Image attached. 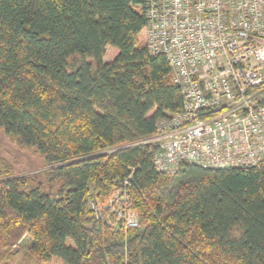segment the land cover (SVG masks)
Returning a JSON list of instances; mask_svg holds the SVG:
<instances>
[{"label": "trees", "instance_id": "trees-1", "mask_svg": "<svg viewBox=\"0 0 264 264\" xmlns=\"http://www.w3.org/2000/svg\"><path fill=\"white\" fill-rule=\"evenodd\" d=\"M143 3L0 0V127L49 166L44 181L17 177L0 158V240L29 237L42 263L264 264V159L171 176L153 166L147 139L182 94L140 41ZM129 176L139 226L125 230L104 207ZM13 256L0 247V264Z\"/></svg>", "mask_w": 264, "mask_h": 264}, {"label": "built area", "instance_id": "built-area-1", "mask_svg": "<svg viewBox=\"0 0 264 264\" xmlns=\"http://www.w3.org/2000/svg\"><path fill=\"white\" fill-rule=\"evenodd\" d=\"M143 11L145 44L166 57L182 94V109L161 117L147 139L157 144L154 168L174 175L184 164L258 165L264 159V0H144ZM131 182L127 177L105 206L112 226L121 222L125 230L139 226ZM90 205L100 219L101 208Z\"/></svg>", "mask_w": 264, "mask_h": 264}, {"label": "rangeland", "instance_id": "rangeland-1", "mask_svg": "<svg viewBox=\"0 0 264 264\" xmlns=\"http://www.w3.org/2000/svg\"><path fill=\"white\" fill-rule=\"evenodd\" d=\"M140 37H141L140 38L141 43H145L143 34H141ZM117 54H118V50L116 48L108 47L105 55V60L111 61L115 58ZM0 158L10 165L13 176H17V177L32 176V177H37L43 181L45 180L44 173L49 168V166L46 164L42 155L34 147H26L20 145L16 141V139L9 136L5 132V130L1 127H0ZM112 198H114V196L111 197L106 202L105 206L111 203L110 201L112 200ZM105 211L107 215L110 214L108 209H105ZM3 242H4L3 240H0V247L3 248L4 250L10 248L14 254L9 264H64L60 260L58 261L52 260L50 262L42 263L35 261L31 258V261H29L28 254H29V246L31 240L27 236H23L15 245H11L10 247L5 246Z\"/></svg>", "mask_w": 264, "mask_h": 264}]
</instances>
